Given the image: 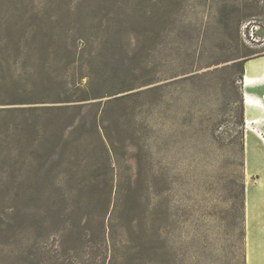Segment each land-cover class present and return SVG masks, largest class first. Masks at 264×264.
I'll return each mask as SVG.
<instances>
[{
	"label": "rangeland",
	"instance_id": "374dc122",
	"mask_svg": "<svg viewBox=\"0 0 264 264\" xmlns=\"http://www.w3.org/2000/svg\"><path fill=\"white\" fill-rule=\"evenodd\" d=\"M250 56L264 0H0V264H264Z\"/></svg>",
	"mask_w": 264,
	"mask_h": 264
},
{
	"label": "bare ground",
	"instance_id": "6f19581e",
	"mask_svg": "<svg viewBox=\"0 0 264 264\" xmlns=\"http://www.w3.org/2000/svg\"><path fill=\"white\" fill-rule=\"evenodd\" d=\"M259 60L257 61H252V60H248L246 61V65H245V73H244V86L245 87H251L255 84V80H254V75L259 72V71H264V56L258 58ZM245 106L247 111L250 108L253 107H258L257 102L253 96L252 93L246 91V100H245ZM246 120H247V129L251 130L252 132H254L261 140H264V137L262 135V133L259 132V130L257 129V131H255L251 126L250 122L251 120H249L248 118V113H246Z\"/></svg>",
	"mask_w": 264,
	"mask_h": 264
},
{
	"label": "trees",
	"instance_id": "16d2710c",
	"mask_svg": "<svg viewBox=\"0 0 264 264\" xmlns=\"http://www.w3.org/2000/svg\"><path fill=\"white\" fill-rule=\"evenodd\" d=\"M259 10H256L254 12H249V14L247 15V17H251V16H255V15H258ZM253 58L252 56L250 57H246L244 59V62L241 63L242 64V70L244 68V63L246 61H248L249 59ZM242 117V116H241ZM241 122H243L242 118H241ZM238 201L237 202V210H238V221H239V229H240V236L241 238H243L245 236V231H244V226H243V222H244V185L241 184L240 186V193L238 195ZM242 264H244V262H242Z\"/></svg>",
	"mask_w": 264,
	"mask_h": 264
},
{
	"label": "crops",
	"instance_id": "0c3cea01",
	"mask_svg": "<svg viewBox=\"0 0 264 264\" xmlns=\"http://www.w3.org/2000/svg\"><path fill=\"white\" fill-rule=\"evenodd\" d=\"M244 70H245V63H244ZM255 77L257 79H259V81L263 82V84H261V86H257V87H264V71L263 72H258L257 74H255ZM243 79H245L244 75H243ZM258 95L264 101V91L262 93L258 94Z\"/></svg>",
	"mask_w": 264,
	"mask_h": 264
}]
</instances>
